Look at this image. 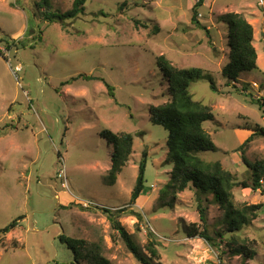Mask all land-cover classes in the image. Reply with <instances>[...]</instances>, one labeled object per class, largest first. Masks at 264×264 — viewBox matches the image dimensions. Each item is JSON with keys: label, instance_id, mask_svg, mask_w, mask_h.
I'll list each match as a JSON object with an SVG mask.
<instances>
[{"label": "rangeland", "instance_id": "1", "mask_svg": "<svg viewBox=\"0 0 264 264\" xmlns=\"http://www.w3.org/2000/svg\"><path fill=\"white\" fill-rule=\"evenodd\" d=\"M73 1L0 0V229L19 218L0 233V264H89L61 234L84 239L110 264H141L106 209L147 256L151 230L159 253L150 256L153 264H264V206L241 231L252 256L232 254L225 242L219 255L205 239L186 235L184 225L200 223L196 188L189 184L162 199L173 170L165 161L168 133L148 114L150 104L168 99L158 55L179 68H202L217 90L208 77L191 81L189 89L212 109L214 120L204 127L217 149L200 156L219 161L238 180L250 178L237 149L252 128L264 127L258 102L264 99V0H202L197 20L205 29L192 20L197 0H85L84 13L60 17ZM231 11L252 24L257 51V69L241 72L237 82L222 73L229 47L219 16ZM106 129L133 135L112 186L104 182L112 154ZM143 150L147 192L131 203ZM243 151L251 164L264 160V137ZM234 195L238 204L264 205L260 189L236 187ZM203 197L212 200L209 193ZM206 203L213 232L223 226L224 210Z\"/></svg>", "mask_w": 264, "mask_h": 264}, {"label": "trees", "instance_id": "2", "mask_svg": "<svg viewBox=\"0 0 264 264\" xmlns=\"http://www.w3.org/2000/svg\"><path fill=\"white\" fill-rule=\"evenodd\" d=\"M201 2L202 0H199L193 6L192 20L205 29L197 20V7L201 5ZM84 3L85 0H74L71 9L62 13L60 17H75L84 13ZM53 15L55 14H51L49 18H52ZM219 19L227 26V45L229 47L228 61L222 68V73L228 81L237 82L241 72L257 69V51L253 45V26L240 12H225L219 16ZM6 45L10 46L9 41ZM0 54H2L1 50ZM156 64L167 82L168 99L158 105H149V120L167 131L165 161L173 164L171 177L163 186L162 199L168 194L174 197L177 192L184 190L191 184L197 192L200 223L184 225L186 235L205 239L210 246L218 249L219 255L226 253V250L221 248L225 242L227 251L232 254L252 256L255 252L245 244L241 231L251 224L264 205L262 203L238 204L235 201L234 188L241 187L252 191L260 189L264 193V184H262L264 182V160L251 164L246 160L243 151L254 137H264V127L256 125L252 128L253 132L237 149L241 151V160L246 163L251 172L250 178L238 180L235 174L225 169L219 161H205L200 153L217 149L211 135L204 127L205 122L214 120V114L209 105L193 97L189 87L191 81L208 77L210 88L216 91L213 79L200 67L179 68L173 65L164 54L156 57ZM106 86L109 93L112 94L113 87L107 82ZM249 86V83H245L243 90ZM258 102L264 106V99H259ZM102 136L112 146L111 164L104 177L105 184L112 186L116 183L117 175L126 165L132 152L133 135L130 132H113L106 129L102 132ZM146 164L147 151L143 150L138 164L136 180L131 191V203H135L141 195L147 192L145 185ZM207 193L212 195V200L203 197ZM206 202L218 204L224 210L223 226L217 230L215 228L213 232H210V226H208V203ZM105 211L108 212L112 228L119 233L126 247L141 264H153L150 256L155 259L159 258L158 250L155 247L157 240H155L156 237L151 230L148 231L153 240L148 246L150 256H147L135 243L131 234H128L120 225L117 220L118 215L108 209ZM132 213L136 214L139 221L143 220L139 212ZM18 219L0 229V233L6 234L14 229L18 224ZM59 239L73 251L75 256L81 252L89 264H110V261L100 256L97 250L88 249L84 239L73 238L64 234H61ZM238 239L242 242L238 243Z\"/></svg>", "mask_w": 264, "mask_h": 264}, {"label": "built area", "instance_id": "3", "mask_svg": "<svg viewBox=\"0 0 264 264\" xmlns=\"http://www.w3.org/2000/svg\"><path fill=\"white\" fill-rule=\"evenodd\" d=\"M197 2H199V0H197ZM197 2H195V3H197ZM199 15H201V14H199ZM59 176L63 177V172L62 171H60Z\"/></svg>", "mask_w": 264, "mask_h": 264}]
</instances>
